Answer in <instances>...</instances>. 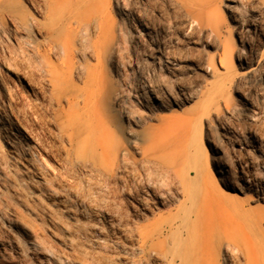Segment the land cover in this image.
<instances>
[{"label": "bare ground", "instance_id": "1", "mask_svg": "<svg viewBox=\"0 0 264 264\" xmlns=\"http://www.w3.org/2000/svg\"><path fill=\"white\" fill-rule=\"evenodd\" d=\"M256 1V36L241 39L255 60L248 73L264 64V48L255 43L264 0ZM119 5V0H0V15L26 35L28 45L15 60L31 84L39 82L50 115L48 120L41 112L34 115L44 128L47 122L53 126L57 143L27 134L39 149L37 161L27 160L39 179L37 210L49 222L38 228L36 239L57 255L51 234L67 248L65 259L76 264H264V219L226 194L241 190L227 183L230 169L216 155L220 148L205 147V158L192 151L198 116L192 111L182 118L159 116L156 111L170 104L143 74L136 85L115 83L123 56L110 9L119 11ZM230 57L225 46L221 67L227 68ZM244 63L247 58L240 66ZM218 92L219 87L204 99L201 120L219 113ZM14 125L0 120L1 134L17 138ZM254 128L264 134L259 121ZM21 129L19 134L26 133ZM259 183L264 197V180Z\"/></svg>", "mask_w": 264, "mask_h": 264}, {"label": "rangeland", "instance_id": "2", "mask_svg": "<svg viewBox=\"0 0 264 264\" xmlns=\"http://www.w3.org/2000/svg\"><path fill=\"white\" fill-rule=\"evenodd\" d=\"M119 1V11L110 9V24L120 32L123 56L120 78L113 75L115 83L136 85L143 74L170 104L156 111L159 116L182 118L191 111L198 116L192 151L205 158V147L218 146L216 155L230 169L227 183L241 190L226 194L245 201L244 210L251 216L264 219L259 183L264 180V134L254 128L259 121L264 132V64L248 73L255 60L241 42L256 36L258 1L209 0V7L206 0ZM260 27L255 43L264 48V24ZM27 45L26 35L16 31L8 16L0 15V120L12 121L17 137L6 138L0 132V264H76L65 259L67 248L51 234L47 233L57 255L35 237L49 222L37 210L39 179L27 160L37 161L39 149L28 135L57 143L53 126L47 122L44 128L34 115L41 112L47 120L50 115L39 82L31 84L26 68L15 60L20 47ZM225 46L231 49L226 69L220 63ZM244 58L248 63L241 67ZM218 87L219 113L201 120L204 99ZM140 112L148 114L143 108ZM21 128L26 133L19 134ZM253 136L258 140L250 143ZM219 185L223 186L220 181Z\"/></svg>", "mask_w": 264, "mask_h": 264}]
</instances>
